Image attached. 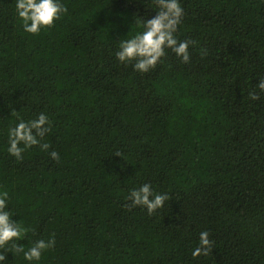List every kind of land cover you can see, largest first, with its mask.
<instances>
[{"label": "trees", "instance_id": "trees-1", "mask_svg": "<svg viewBox=\"0 0 264 264\" xmlns=\"http://www.w3.org/2000/svg\"><path fill=\"white\" fill-rule=\"evenodd\" d=\"M62 2L32 35L0 0V188L22 243L55 239L38 264H264V0H181L190 61L166 49L148 73L114 55L155 15L142 0ZM41 111L49 149L9 156L8 127ZM144 182L168 196L152 215L126 199Z\"/></svg>", "mask_w": 264, "mask_h": 264}, {"label": "clouds", "instance_id": "clouds-1", "mask_svg": "<svg viewBox=\"0 0 264 264\" xmlns=\"http://www.w3.org/2000/svg\"><path fill=\"white\" fill-rule=\"evenodd\" d=\"M142 3L146 9L154 11L155 15L151 18L136 15L138 30L118 41L114 53L117 61L123 65H131L133 71L148 73L156 67L168 49L183 63H188L190 41L177 38V28L184 16L181 0H142ZM67 11L62 0H15V13L21 22L22 30L32 35L53 26ZM256 88L259 92L253 90L248 93L251 100H257L259 94L264 93V79L257 82ZM51 126L49 116L43 111L35 118L27 120L17 116L14 126L7 129L8 155L20 160L23 153L33 146L39 145L42 150H48L49 144L42 141ZM49 155L52 159L59 160L55 150ZM126 199L131 201L132 207L146 209L147 213L152 215L157 209L164 207L168 196L166 193L155 191L151 183L144 182L139 187L131 188ZM9 204V192L0 188V264H7L9 253L13 259L22 257L28 264H38L42 254L55 246V239H36L31 242V246L22 243L26 240L28 229L12 218L14 214ZM212 243L209 232L201 231L198 246L193 249L192 256H199L202 252L207 254Z\"/></svg>", "mask_w": 264, "mask_h": 264}]
</instances>
